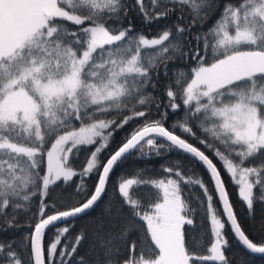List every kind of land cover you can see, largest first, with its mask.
Wrapping results in <instances>:
<instances>
[{
    "label": "snow or ice",
    "instance_id": "6c2138e0",
    "mask_svg": "<svg viewBox=\"0 0 264 264\" xmlns=\"http://www.w3.org/2000/svg\"><path fill=\"white\" fill-rule=\"evenodd\" d=\"M0 233V264H264V0H0Z\"/></svg>",
    "mask_w": 264,
    "mask_h": 264
},
{
    "label": "trees",
    "instance_id": "16d2710c",
    "mask_svg": "<svg viewBox=\"0 0 264 264\" xmlns=\"http://www.w3.org/2000/svg\"><path fill=\"white\" fill-rule=\"evenodd\" d=\"M70 27H74L69 23ZM147 31V30H146ZM124 135V133H120L116 139L119 140L120 136ZM126 166L128 170H133L137 167H143V163L139 162V161H133L132 158H129L128 161H126ZM152 167L153 168H158L159 167V162H153L152 163ZM119 172V169L117 170ZM127 178H133L132 175L127 176ZM138 191L143 192L145 191L144 189H138ZM230 191L232 192H237V190L235 189H230ZM238 194V193H237ZM258 210H259V206H258ZM55 230L53 229L52 232H54ZM52 232L49 233L48 236H46L45 238V247H47V244L51 242L52 239H54V236L52 235ZM3 233H0V236H3ZM195 235V234H194ZM210 247V241L206 242V244L204 245L203 248H198L197 249V254L200 255H208L209 253L207 252V248Z\"/></svg>",
    "mask_w": 264,
    "mask_h": 264
}]
</instances>
